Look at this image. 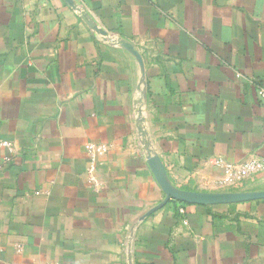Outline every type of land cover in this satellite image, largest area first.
<instances>
[{"label":"crops","instance_id":"1","mask_svg":"<svg viewBox=\"0 0 264 264\" xmlns=\"http://www.w3.org/2000/svg\"><path fill=\"white\" fill-rule=\"evenodd\" d=\"M71 1L0 0V264H264V199L147 162L264 192V0Z\"/></svg>","mask_w":264,"mask_h":264},{"label":"water","instance_id":"2","mask_svg":"<svg viewBox=\"0 0 264 264\" xmlns=\"http://www.w3.org/2000/svg\"><path fill=\"white\" fill-rule=\"evenodd\" d=\"M64 1L68 3L70 6H74L71 0H64ZM120 45L123 48L129 50L131 53H133L135 57L139 60V62L142 63L141 57L139 56V54L132 45L126 42H121ZM147 151H148V156H147L148 165L156 181L158 182L159 186L166 194V200L164 203H167L169 200H175L181 203L191 204V205H218V204H231V203H240V202H248V201H257L264 199V192L233 193V194H202V193H193V192H185L178 190L175 187H173L169 182L166 171L160 159L151 152L149 147H147Z\"/></svg>","mask_w":264,"mask_h":264},{"label":"built area","instance_id":"3","mask_svg":"<svg viewBox=\"0 0 264 264\" xmlns=\"http://www.w3.org/2000/svg\"><path fill=\"white\" fill-rule=\"evenodd\" d=\"M259 95L261 98H264V90H261L259 92ZM0 146L5 147V148H10V145L7 142L1 143ZM260 171H264V157L259 159V160H253V161H248V162L244 163L240 167L237 176L239 179H243V178H246L248 176H252L254 174H257ZM93 172H95L94 169H91L88 172V178L93 185H97V183H95V181L92 179Z\"/></svg>","mask_w":264,"mask_h":264}]
</instances>
